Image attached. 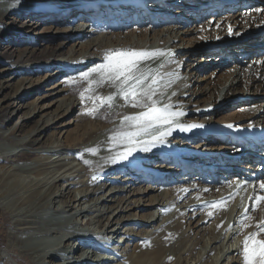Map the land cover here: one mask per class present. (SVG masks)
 Masks as SVG:
<instances>
[{
  "label": "rangeland",
  "instance_id": "374dc122",
  "mask_svg": "<svg viewBox=\"0 0 264 264\" xmlns=\"http://www.w3.org/2000/svg\"><path fill=\"white\" fill-rule=\"evenodd\" d=\"M6 7H19L20 14L3 19L2 26L7 29L15 20L14 28L22 33L19 38H0V108L7 109L14 101L20 104L14 108L11 122L0 126V135L8 138L0 139V178L8 179L7 183L21 178V184L32 187L33 201L21 206L23 198L16 199L30 193H15L20 188L15 192L5 188L10 193L4 197L0 193V264H41L43 251L63 247L73 234L78 240L90 241L93 250L98 251V261L93 260L92 264H129L134 251L142 246L149 248L159 239V233L163 238L174 236L172 244L166 245L172 247L166 254L174 260L171 264H242L240 245L245 234L235 233L241 228L246 209L247 215H254V222L258 223L257 215L264 208L261 202L256 210L249 209V202H253L249 197L255 194L253 185L264 180V140L254 137L256 132L264 134V32H253L250 26L255 16L264 18V0H0V12ZM77 15L82 17L75 22ZM81 30L83 36L66 41L69 33ZM63 44L57 57L46 60L48 52ZM106 45L166 53L148 61L147 66L174 74L171 85L164 87L161 100L183 113L173 126L184 122L186 130L178 132L189 134L191 142L179 134L167 135L163 142L148 145L150 150H157H137L127 160L118 159L124 146L99 147L104 133L120 123L122 117L103 126L84 114L91 103L80 99L86 83L79 74L103 61L104 56L95 47L102 49ZM74 62L84 65L72 66ZM19 97H24V101ZM30 107L37 116L28 119L25 112ZM122 108L125 115L138 111ZM255 109L260 118L252 120L250 110ZM215 110L220 111L217 116H202L198 118L200 124L207 119L209 128L221 129L225 134L199 135L205 133V125L192 123L196 114ZM252 122L255 126H250ZM17 129L18 133L11 136ZM29 140H36L35 146H22ZM143 147L137 145L138 149ZM89 148H96V154L86 151ZM151 152L160 153L151 160L138 158ZM23 153L31 154L30 158L22 159ZM114 157L115 165L123 172L91 176L92 164L106 163ZM125 176L132 178V183H127L132 186V193H127L123 202L128 201L124 215L114 210L118 203H110L111 212L102 218H97L101 212L93 211L70 221L79 210L109 201L111 190L124 185L118 182ZM90 179L104 185V192L90 195L80 205L76 203V209L69 213L63 212L64 203L73 204L69 197L72 193L78 199L92 193L94 186L88 187ZM242 181L250 182L249 186L247 183L239 189ZM56 188L66 197H57L43 212L42 218L55 225L48 227L51 231L16 233V216L37 207L42 196ZM255 191L261 193L258 186ZM163 192L171 199L162 207ZM227 194L236 195L231 200L236 201L235 206L227 202L223 208L209 207L216 200H224ZM154 196L157 199L153 207L159 210L154 212L161 217L150 228L143 220ZM137 200L140 208L134 209ZM239 205L243 208L236 215ZM209 211L214 215L209 216ZM109 217L114 221L111 227H117L116 222L125 217L122 226L117 227L124 228L115 237L119 241H110L103 228L100 230L95 224V218L104 225ZM218 224L223 228L216 246L224 252L228 248L235 250L226 260L220 251L219 255L209 252L211 233ZM233 233L232 243H227L228 236L222 238ZM78 251L76 247V258ZM58 256L64 258L62 254ZM56 257L47 264L59 263Z\"/></svg>",
  "mask_w": 264,
  "mask_h": 264
},
{
  "label": "bare ground",
  "instance_id": "6f19581e",
  "mask_svg": "<svg viewBox=\"0 0 264 264\" xmlns=\"http://www.w3.org/2000/svg\"><path fill=\"white\" fill-rule=\"evenodd\" d=\"M19 9H21V8H19V7H6L2 12H0V38L1 37H5V38H14V37H16V38H19V35L22 33V31H18V29H15L14 28V24H16V22H15V20L11 23V25L10 26H8L7 27V29L4 27V26H2V20L3 19H9L10 18V16H12V15H17V14H20V13H18V12H20L19 11ZM257 11V10H256ZM82 17V15H77L75 18H74V21L75 22H77V21H79V19L78 18H81ZM228 21H230V19L228 20ZM250 23H251V31H256L257 33L258 32H264V18H259L258 16H255L251 21H250ZM75 24V23H74ZM255 29V30H254ZM19 30H21V29H19ZM247 30H249V29H247ZM67 33H69V32H67ZM82 30L79 32H71V33H69L68 34V36L66 37V41H70V42H72V41H74L76 38H80V35L81 36H83V34L84 33H82ZM146 34V33H145ZM91 45V44H90ZM62 46H64V44L63 45H60L58 48H56V49H54L53 51H51V52H48V54H47V57H46V60H51V59H53V58H55V57H57V55L58 54H60L61 53V49H60V47H62ZM94 46V45H93ZM93 46H91V47H93ZM98 46V45H97ZM89 48H90V46H89ZM94 48V47H93ZM110 49H115V48H113L112 46H104L102 49H99V48H97V47H95V51H97V52H99L100 51V55H105V52L107 51V50H110ZM134 49H140V48H138V47H134ZM9 57H10V55H8ZM22 62L23 61H20V63L19 64H22ZM77 65H84V64H76L75 62L73 63V65L72 66H77ZM238 70V68L236 69V71ZM13 71L14 72H17L18 71V68H16V67H14L13 68ZM12 70L11 71H9V72H13ZM232 73H234V71L232 72ZM237 73H239L240 74V72H237ZM242 75V74H241ZM243 76V75H242ZM257 76H258V74H257ZM7 83V82H6ZM86 84H85V88H87L88 87V84H87V82H85ZM9 87V86H8ZM163 90H164V88H163ZM207 90V89H206ZM99 93H101V94H109L111 91H112V89L111 88H109L107 85H105V86H103V87H101V88H99L98 90H97ZM243 94H245V92L243 91ZM19 98H22V101H24V97H19ZM218 98V97H217ZM172 99V98H171ZM173 100V99H172ZM171 100V101H172ZM215 100H217V99H215ZM216 103V102H215ZM20 104V102L19 101H14V102H12V103H10V105L8 106V108L7 109H2V108H0V126H7L8 124H9V122H11V118H12V116L14 115V108L17 106V105H19ZM92 105H90L89 106V108L91 107ZM17 108V107H16ZM130 108V110H132V111H136V110H138L139 111V109H133V108H131V107H129ZM20 109V108H19ZM22 110L24 109V108H21ZM20 109V110H21ZM251 112V115L250 116H252L253 118H252V120H255V119H257V118H260V114L258 113L259 111L258 110H250ZM220 111L219 110H215V111H207V113H199V114H196V120H194V122H192V123H194L195 124V126H200V125H205L204 126V128L203 129H205V133H202V134H199V135H205L206 133L207 134H209V135H215V134H225L224 133V131H222L221 129H217V128H209L210 126V121L209 120H204L203 122H201V124H200V119H198V118H200V117H202V116H205V115H207V114H211V116H217V114L219 113ZM247 112V111H246ZM249 112V111H248ZM32 115H34V111H31V107H30V109H29V111H27V112H25V116L29 119ZM123 115H125V110H124V108H122V107H117V108H115L114 110H105V109H101L99 112H97L94 116L93 115H91V117L92 118H94V119H96L97 121H98V123L100 124V125H103V126H106V124H110V123H112L115 119H119L120 117H123ZM37 115H34V117H36ZM263 120H264V118H263ZM259 121H262V120H259ZM259 121H256V123L258 122L259 123ZM254 122V121H253ZM251 123V125L250 126H255L254 125V123ZM183 123L184 122H182V123H178L177 125H175V126H173L172 127V129H171V132H170V137H174V136H176V134H179V136L181 135V132L179 133L178 132V130H180V126H183ZM258 123H257V126L259 127H261V125H260V123H259V125H258ZM120 126V123H118V124H116V125H114L112 128H111V130L110 131H108V133H104L105 134V137H103L99 142H98V145H99V147H112V145L108 142V137L109 136H111L112 135V132H113V130L114 129H116V128H118ZM24 126H22V128H23ZM238 128H243V127H238ZM2 129V128H1ZM166 130H168V129H166ZM18 131H19V129H17V130H14L12 133H11V136L13 135H16L17 133H18ZM174 131H177V132H174ZM190 133V132H189ZM244 133V132H243ZM242 133V134H243ZM252 134V133H251ZM254 134V133H253ZM192 135V134H191ZM237 135V134H236ZM178 136V135H177ZM181 136H183L182 138H184L185 139V141H190L191 142V140H192V137H190V135L189 134H182ZM248 136H250V134L248 135ZM237 137H241V134L239 135L238 134V136ZM254 137H255V139H260L261 138V140H264V134H259V133H255V135H254ZM98 138V137H97ZM249 138V137H248ZM0 139L1 140H7L8 138H5L4 137V134H1L0 135ZM95 140V139H94ZM157 143V142H156ZM35 144H36V140H34V141H32V140H29L28 142H26V143H24V144H22V146H24L25 148H27V147H29V148H32L33 146H35ZM151 145H153V144H151ZM144 146V145H143ZM142 147V146H141ZM150 147V146H149ZM153 147V146H152ZM23 148V147H22ZM119 149V148H118ZM121 150V149H120ZM150 150V149H149ZM153 150H157V148H152L150 151H153ZM116 151V150H115ZM122 151V150H121ZM152 153V152H151ZM160 153V152H159ZM159 153H157V152H155V153H152L151 155H147V156H144L143 157V155L142 156H138V158L140 159V160H151L153 157H154V155H156V154H159ZM114 155V154H113ZM30 156H31V154H29V153H23L22 155H21V158L22 159H29L30 158ZM101 157V156H100ZM100 157H98V158H100ZM102 158H103V156H102ZM97 159V158H96ZM261 159H264V153L261 155ZM86 160V159H85ZM117 160V159H111V160H109L108 162H106V163H103V162H98V163H94V164H92L91 166H90V172H91V176L93 175V176H95V175H101V176H106L107 174H111V173H113V172H118V171H120V170H122V172H123V169H121V168H119L117 165H115V161ZM87 161V160H86ZM100 161H102V160H100ZM111 161H114V162H111ZM258 162V161H257ZM113 165H112V164ZM259 163H260V160H259ZM39 171H43V170H39ZM38 172V171H37ZM44 172V171H43ZM43 172H42V174H43ZM88 172V171H87ZM122 172H119V176H121V174H122ZM16 174V173H15ZM41 174V172H39L38 173V175H40ZM13 176H17V175H13ZM12 176V177H13ZM1 177V176H0ZM7 177L9 178V177H11V174H8L7 175ZM19 178V177H18ZM17 178V179H18ZM60 178V177H59ZM92 178V177H91ZM100 178V177H99ZM15 180L14 182H12V183H7V181H8V179H1L0 178V183L2 182L3 184L0 186V193H1V196L2 197H4V196H6V195H8L10 192H9V190L11 191V192H15V190H17V189H19L18 191H16L15 193H20L21 192V190H26V191H24L25 192V194L26 193H30L28 196H26V197H24V196H22V197H19V198H17L16 200L18 201L19 199H22L23 198V202H22V205L21 206H25L28 202H30V201H33L32 199L33 198H31L32 196H33V191H32V187H30V186H26V185H24V184H21V178H19L18 180ZM121 179H124L123 181H119L118 183H124V185L122 184V186H120V187H117V188H115V189H113V190H111V192H110V195H109V197H108V199H109V201H107V202H105V201H102L101 203H100V205L99 204H96L95 206H89V207H87L85 210H83V209H81V210H79L78 212H76L73 216H72V218L70 219V221L72 222V220H76V219H78L79 217H82V216H85V215H88V213H91V212H93V211H99V212H101V214L100 215H98V217L97 218H102V217H104V216H106V215H108V213L109 212H111L110 210H112V207H110L109 206V204L110 203H114V204H116V203H118V206L114 209V210H118L119 212H118V214L120 215V214H123L124 215V213H126V210H127V208L126 209H124V205L125 204H128V201H126L125 203H123L126 199V195H127V193H132V192H130V189L132 188V186H129L128 184H130V183H132V178L131 177H129V176H125V177H122ZM59 180V179H58ZM117 180H119V179H117ZM55 181V180H54ZM98 181H100V180H98ZM58 182V181H57ZM88 183H90V185H88V187H91V186H94V189H93V191H92V193H85L84 195H80L81 196V198L80 199H78L77 197H75L74 196V193H70L71 194V196L69 195V197H71L72 198V202H73V204H70V205H68L67 203H64L63 204V212H70V211H73L74 209H76V203H78V205H80V202L81 201H86L87 199H88V197L90 196V195H98V194H100L101 192L103 193L104 192V188H105V186L104 185H99L98 183H97V181H95L94 179H90V181L88 182ZM128 183V184H127ZM135 184H137V183H135ZM131 185H134V184H131ZM243 186H245L246 187V184L245 185H241L240 184V188L239 189H241ZM247 186H249V183L247 184ZM8 188L9 190H6V189ZM5 189V190H4ZM153 190V189H152ZM247 190H249V189H247ZM258 190V189H257ZM134 191V190H133ZM153 192H155L154 190H153ZM261 192V191H260ZM14 193V194H15ZM258 193V191L256 192L255 191V194H257ZM24 194V195H25ZM163 194H165V195H161V196H163V200H164V202L162 203V207L163 206H165V202H167V200L168 199H171V197H169V196H167V193H164L163 192ZM254 194V195H255ZM124 196V198L123 199H120V196ZM253 195V196H254ZM236 195L235 194H227V197H225L224 198V200H223V198H222V200H216V203H218V202H223L225 205H226V203L227 202H229V205L230 206H235V204H236V201L235 202H231V200L235 197ZM57 197H66V194H64L63 192H60L57 188L56 189H54V190H51L50 192H48V193H46V194H44L43 196H42V200H40V203L38 204V206L37 207H35V208H32V209H30V210H27L25 213H23L21 216H20V214L19 215H17L16 216V219H15V222H14V224H13V226H14V228H15V232L16 233H18L19 231H32V230H37V231H51V229L50 228H48V227H52V226H55V225H51L48 221H45V219L44 218H42L43 217V212H45V211H47L48 209H50V207L53 205V203H54V200H56V198ZM142 198H144V197H142ZM142 198H141V200H142ZM157 199V196H154V197H152V204H151V206L150 207H147V210H149V212L148 213H146L145 215H144V222H145V226L146 227H150V228H152V226H154L155 225V223H157L158 221H160V215H159V217H157L156 216V214H155V212L154 211H157L158 209H156L155 207H153L154 205H153V203H155L156 200ZM234 201V200H233ZM252 201V200H251ZM192 202V201H191ZM190 202V203H191ZM196 202V201H195ZM71 203V202H70ZM137 203H140V201H136V202H134V209H137V207H139L140 208V206H137ZM193 203V202H192ZM122 204H123V206H122ZM129 204H131L132 205V203H129ZM158 204V203H157ZM159 205V204H158ZM199 205H201V204H199ZM228 205V206H229ZM160 206V205H159ZM227 206V207H228ZM226 207V206H225ZM231 207V208H232ZM160 208V207H159ZM230 208V209H231ZM243 208V206H240L239 205V208H238V211H237V213H236V215L237 214H240V212H241V209ZM258 208V207H257ZM257 208H255V210L257 209ZM46 209V210H45ZM153 209H156V210H153ZM249 209H253V202H249ZM138 211H140V209H138ZM159 211V210H158ZM255 212V211H254ZM253 212V213H254ZM215 213V212H214ZM252 213V214H253ZM251 214V215H252ZM236 215H235V217H236ZM238 216H240V215H238ZM238 216H237V218H238ZM19 217V218H18ZM132 217V216H131ZM242 217V216H241ZM15 218V217H14ZM97 218H95L94 220H95V224L97 223V224H99V226H100V230L103 228V230L105 231V236H108V238H110L109 240L110 241H119L118 239H119V237H117L116 239H115V237L119 234V232L120 231H122L124 228H117V227H119V226H122V224L124 223V220H123V218H125V217H122V220H120V221H117L116 222V225L115 226H117V227H111V225H112V221L113 220H111V218L109 217V219H108V221H107V223L106 224H104L103 225V223H102V221H100V219L99 220H96ZM240 218V217H239ZM130 220H131V218H128L127 219V222H130ZM256 220H258V222H260L261 220H264V208L263 209H261L260 211H259V213H258V215H257V218H256ZM236 221V220H235ZM255 221V219H254V215H252V218H251V220L250 221H247L248 223H250L251 225H252V227H249V228H246V229H241V228H239L240 230H239V232H236L235 234H245V235H247L248 233H250V232H253V231H255L256 229H255V225L257 224V223H255L254 222ZM114 222V221H113ZM257 222V221H256ZM52 223V222H51ZM237 224V223H236ZM71 225V224H70ZM240 226V225H239ZM223 228V226H222V224H218L216 227H215V229L213 230V232L211 233V238H210V248H209V252L211 251H213V252H216V254H218V252L220 251L221 253H223L222 255V257L221 258H223V259H228V257L229 256H231V255H233L234 254V252H235V250L233 249V248H228L227 249V251H225L224 252V250H223V248H219L218 249V247L216 246V244L219 242L220 243V241H219V239H220V237L222 236L221 235V229L220 228ZM69 228V227H68ZM230 228V227H229ZM229 228H228V230H229ZM72 230V229H71ZM128 229H126V231H127ZM227 230V231H228ZM231 230V229H230ZM233 230L235 231V229L233 228ZM132 231V230H131ZM233 231V232H234ZM54 232V231H53ZM73 232H75V230L73 229ZM102 232V231H101ZM234 234V233H233ZM231 235L230 234V236L229 235H223V237L222 238H227V236L229 237V240H228V242L227 243H230L231 242V240L234 238V236H235V234L234 235ZM75 236V234H73V237H71V238H69L67 241H68V244H66V245H64L63 247H61V248H56V249H54V250H52V251H48V252H45V251H43L42 252V255H41V257H40V259H39V262H41V264H47V262H51L50 260H53V259H55V257H56V255H57V257L56 258H58L59 257V260H60V262L59 263H57V264H92V261L93 260H97L99 257H96V255L97 256H99L98 255V251H96V250H93V248H92V246H91V244H90V241H85L84 239L83 240H78V237L76 238V237H74ZM239 236V235H238ZM242 236V235H241ZM244 237V236H243ZM81 238V237H80ZM159 239L156 241V242H154V243H152L151 245H150V247L148 248H144L143 246L142 247H139L138 249H136V251H134V254L131 256V259H130V263L129 264H171V263H173V261L174 260H172L171 259V257L170 256H167L166 254H167V252L168 251H170L171 249H172V247L170 246V248H167L166 247V245H170V244H172V242H173V238H174V236H167V237H165V238H163V236L162 235H160V233H159V237H158ZM260 238H262V239H264V234H262V236L260 237ZM82 239V238H81ZM228 239V238H227ZM72 241V242H71ZM119 243V242H118ZM117 243V244H118ZM232 243V242H231ZM242 244H243V242H242ZM228 245V244H227ZM76 247H78V252H80V254L77 256V258L74 256L75 255V252H76ZM92 248V249H91ZM225 248V247H224ZM242 248V246L240 245V249ZM237 251V250H236ZM239 251V250H238ZM174 252L175 253H177V250L176 249H174ZM189 253V255L191 254L192 255V252H188ZM58 254H62V255H64V256H62V257H64V258H60V256H58ZM219 255V254H218ZM66 256H68L66 259H65V257ZM176 256V255H175ZM97 258V259H96ZM100 259H102L101 257H100ZM242 264H244V258H243V255H242ZM98 261V260H97ZM96 262V261H95ZM223 262H224V260H223ZM222 262V263H223ZM235 262V261H234ZM98 263H100V262H98ZM97 263V264H98ZM52 264H56V263H52ZM176 264V263H175ZM178 264H179V262H178Z\"/></svg>",
  "mask_w": 264,
  "mask_h": 264
},
{
  "label": "snow or ice",
  "instance_id": "6c2138e0",
  "mask_svg": "<svg viewBox=\"0 0 264 264\" xmlns=\"http://www.w3.org/2000/svg\"><path fill=\"white\" fill-rule=\"evenodd\" d=\"M165 55L162 50L110 49L105 52L101 63L79 74V79L88 84V87L80 92V99L92 105L90 108H85L84 114L94 116L101 109L114 110L117 107L139 109L133 114L124 115L120 126L108 137V142L113 148L125 147V150L118 155L119 160H127L137 150L148 151V145L163 142V138L170 134L176 118L183 115L182 112L175 111L171 104L163 103L161 100L164 95L163 88L171 85L174 74L163 73L147 66L148 61ZM160 68H163V65H160ZM166 77L167 83H165ZM105 85L112 89L107 95L97 91ZM119 101H122V104L118 103ZM165 126L167 131L164 130ZM180 129L186 130L185 126H180ZM144 137L150 139L146 140ZM141 144L144 147L138 149L137 145ZM86 151L95 155L97 149L89 148ZM257 186L261 193H264V180L259 181L258 185H253L254 192ZM261 193L249 197L253 201V209L264 202V194ZM209 207L223 208L224 203H212ZM247 212L246 209L245 215L241 218V229L252 227L247 222L251 220ZM208 215L212 216L214 213L209 211ZM255 229L244 236L242 244L244 264H264V239L260 238L264 234V220L258 222Z\"/></svg>",
  "mask_w": 264,
  "mask_h": 264
}]
</instances>
